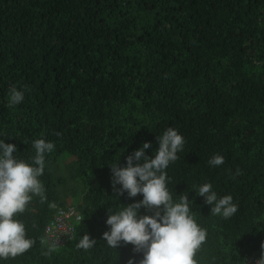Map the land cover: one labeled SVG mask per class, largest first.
<instances>
[{"label": "trees", "instance_id": "1", "mask_svg": "<svg viewBox=\"0 0 264 264\" xmlns=\"http://www.w3.org/2000/svg\"><path fill=\"white\" fill-rule=\"evenodd\" d=\"M13 86L25 95L9 106ZM173 126L184 156L165 170L167 187L174 202L188 195L207 232L198 264H253L264 256V0H0V140L29 164L44 138L56 144L45 166L73 158L58 191L17 217L33 248L0 264L45 255L44 212L68 198L83 202V231L100 237L85 264L114 261L104 216L143 196L120 195L111 165L126 167L146 142L154 158L152 140ZM216 154L220 167L208 164ZM203 183L231 195L238 214L211 215Z\"/></svg>", "mask_w": 264, "mask_h": 264}, {"label": "clouds", "instance_id": "2", "mask_svg": "<svg viewBox=\"0 0 264 264\" xmlns=\"http://www.w3.org/2000/svg\"><path fill=\"white\" fill-rule=\"evenodd\" d=\"M24 95V91L13 86L9 91V106L23 102ZM181 132L176 126L168 127L153 139L157 148L154 158L145 155V150L151 147L150 142H146L141 149L127 157L126 167L111 165L113 188L121 185L122 188L117 190L120 195L127 192L132 198L142 194L143 199L120 210L109 209V213L104 216V220L106 216L108 219L103 221L100 233L110 226V231L103 234V239L107 242L105 247L111 249L106 252L116 256L108 264H198L195 257L206 241L207 232L194 218L188 195H180L178 202H174L167 187L165 170L169 164H175L184 156L185 140ZM60 135L55 133L51 137L60 140ZM55 145L52 139L34 140L35 156L29 164L14 157L17 151L15 145L0 140L2 260L14 259L33 248L35 241L27 238V223L17 217L27 208L34 216L33 207L47 200L52 184L55 185L54 194L58 191L61 179L67 180L66 176L59 175L61 169L68 173L67 168L73 173L69 167L73 158L61 160L55 167L45 166V154L51 153ZM134 162L136 166H133ZM224 163L225 158L219 154L208 161L213 167H220ZM240 174L237 169L236 175ZM198 196L205 197L207 206L212 205L211 215H222L224 219H229L238 214L235 199L231 195L213 191L211 183L200 185ZM82 203L68 198L58 207L55 203L49 205L53 209L44 213L51 221L44 227L41 241L46 253L34 264H85V256L96 253L100 237L93 238L91 233L83 231L87 217L82 211ZM141 208L152 215H143ZM95 228L99 230L98 223ZM121 241L124 242L123 247L118 248ZM116 250L122 253H116ZM253 264H264V256H258Z\"/></svg>", "mask_w": 264, "mask_h": 264}, {"label": "rangeland", "instance_id": "3", "mask_svg": "<svg viewBox=\"0 0 264 264\" xmlns=\"http://www.w3.org/2000/svg\"><path fill=\"white\" fill-rule=\"evenodd\" d=\"M60 173H61V174H60ZM59 175H60V176H67L68 173H67L65 170L61 169V170L59 171Z\"/></svg>", "mask_w": 264, "mask_h": 264}, {"label": "bare ground", "instance_id": "4", "mask_svg": "<svg viewBox=\"0 0 264 264\" xmlns=\"http://www.w3.org/2000/svg\"><path fill=\"white\" fill-rule=\"evenodd\" d=\"M61 174V173H60ZM67 188V187H66ZM61 193H62V191H61ZM62 196V195H61ZM249 261V260H248ZM249 263V262H248Z\"/></svg>", "mask_w": 264, "mask_h": 264}]
</instances>
